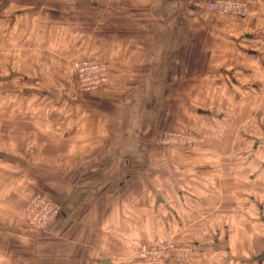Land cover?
Returning a JSON list of instances; mask_svg holds the SVG:
<instances>
[{
  "label": "crops",
  "instance_id": "obj_1",
  "mask_svg": "<svg viewBox=\"0 0 264 264\" xmlns=\"http://www.w3.org/2000/svg\"><path fill=\"white\" fill-rule=\"evenodd\" d=\"M208 1L168 0L170 4L166 7L152 8L149 27L153 36H142L140 47L131 54L127 67L122 68L124 74L112 76V83L101 93L87 96L76 94L74 89L70 92V99L66 101V120L62 125L65 132L58 130L59 124L54 118L34 120L33 129L36 133L41 131L37 141L63 142L61 149L51 148L49 155L59 156L66 151L62 154L68 157L67 176L66 181L54 182L58 176L53 178L55 175H52L51 187H48L55 195L63 197L58 203L59 215L52 232L49 235L35 233L29 251L21 258L30 264H132L141 243L176 233L171 219L180 222L177 226L183 237L181 244L189 246L193 236L203 237L201 230L206 226L197 228L196 223L202 221L209 210L215 211L221 204V212L216 217L217 213H214L212 221L234 216L235 208L230 206L235 203L232 196L223 203L212 189V183L204 185L208 174H212L214 184L218 182L216 174L219 171L227 174L225 182H233V178L227 180L235 172L230 161L220 165L179 166L178 181L174 178L168 188L160 191L150 179L154 178V160L147 163L149 152L136 144L144 141L154 126L155 101L163 109L164 104L173 99L183 109L184 93L202 91L201 80L190 82L177 78L178 81H173V76L202 78L209 74L216 77V85L210 87L213 103L219 97L215 92L218 95L228 93L230 98L227 100L239 110V116L240 108L242 110L241 123L245 120V111L246 116H250V102H245L247 95L264 91V0H242L250 6V13L228 28L241 29L239 38L245 44L229 43L226 38L228 46L219 42L217 31L212 32L217 35L216 40H204L200 31L204 24L188 20V17H211L205 7ZM173 13L180 20H171ZM211 26L215 25L207 27ZM227 37H231L230 34ZM28 83L36 85L37 81L30 78ZM55 89L57 98L65 92L59 87ZM39 91L44 94L43 90L23 86L12 89L9 94L19 99ZM50 93L53 92L46 91L44 95ZM3 103L5 109L14 107L13 104L7 107L6 101ZM260 108L264 106L260 105ZM196 112L205 113L201 109ZM43 120L49 124L40 129ZM0 125L9 127L0 140L16 142V152L9 155H27L22 152L25 148L21 141L29 140V137L25 138L17 128L21 123L5 119ZM151 136L147 135L148 138ZM7 155L8 152L0 150V160ZM139 157L144 160L140 162ZM52 170L55 171L53 166ZM139 173L147 175L140 177ZM168 178L171 180V175ZM157 196L161 201L156 203ZM247 198L250 202L251 197ZM257 206L263 213L264 206ZM261 216L264 224V214ZM194 229L196 233H193ZM213 237L211 234L209 239L195 240L197 245L191 261L186 264H220V254L223 261L233 259L236 264H264V260L252 262L253 259L243 251L235 255L236 251L230 246L213 245L210 240ZM253 244V254L260 255L264 243L254 241ZM246 250L251 253V246Z\"/></svg>",
  "mask_w": 264,
  "mask_h": 264
},
{
  "label": "rangeland",
  "instance_id": "obj_2",
  "mask_svg": "<svg viewBox=\"0 0 264 264\" xmlns=\"http://www.w3.org/2000/svg\"><path fill=\"white\" fill-rule=\"evenodd\" d=\"M166 4H170L168 0H0V124L5 119H14L21 123L17 127L20 133L25 138L29 137V140L21 141L25 148L22 152L27 154L25 156L9 155L16 152V142L0 140V150L8 152L7 157L0 160V264H30L21 257L29 251L35 233L49 235L52 232L41 233L21 219L20 213L30 197L41 194L56 204L63 198L48 188L51 187L52 175H55L53 178L58 176V179H53L54 182L66 181L68 157L62 154L66 151L59 156L49 155L51 148L61 149L63 142L37 141L41 131L36 133L33 129L34 120L54 118L59 124L58 130L65 132L62 125L66 120V101L70 99V92L74 89L78 95L98 94L112 83V76L124 74L122 68L127 67L126 63L129 59L131 61L133 52L140 47L139 40L144 38L142 36H153L149 27L152 8L166 7ZM249 13L244 17L209 14L212 18L196 16L188 17V20L204 24L200 30L204 40H216L217 35L212 32L217 31L220 43L228 46L227 38L229 43L243 45L245 42L239 38L241 29L234 30L228 26L240 23ZM165 14L169 16L166 11ZM170 19L180 20L174 13ZM181 20L184 22L183 17ZM210 25L215 26L207 27ZM227 34L231 37H227ZM84 60L99 61L106 66L108 82L100 91L83 94L77 90L75 68ZM30 78L37 81L36 85L28 83ZM177 78L190 82L193 79L201 80L202 91L184 93L183 109L173 99L165 103L163 109L155 101L154 126L145 135L144 141L136 142L140 149L149 152L147 163L154 160V178L150 179L162 191L172 184L174 178L178 181L179 166L220 165L230 161L235 172L227 180L233 178V182H225L227 174L219 171L216 174L218 182L214 184L212 174H208V181L204 185L212 183V189L223 203L232 196L235 203L230 206L235 208L232 213L234 216L212 221V215L217 213L214 215L216 217L221 212V204H218L215 211L209 210L203 215L204 219L196 223L197 228L205 224L206 228L201 230L203 237L193 236L194 240L188 245L196 247L195 240L207 239L213 234L214 237L210 239L213 245L230 246L236 251L235 255L243 251L254 260L252 262H256L258 260L255 258L259 254H253L252 242L264 243V224L261 219L264 212L257 206H264V108H260V105L264 106V91L247 95L245 102H250V116H246L245 111V120L241 123L242 110L240 108L239 116V110L227 100L230 98L228 93L218 95L215 92L219 97L213 103L210 87L216 85V77L209 74L202 78L173 76L172 80L178 81ZM23 86L43 90L41 92L44 94L46 91L53 93L46 96L39 91L37 94H25L19 99L9 94L12 89ZM57 87L61 91L65 90L59 98L55 89ZM5 101L7 107L13 104L17 109L3 108ZM198 109L205 113H197ZM48 124L49 121L43 120L40 129H45ZM8 128L0 125V137L4 131L8 132ZM166 132L171 137L177 134L184 135V138L192 136L193 141L168 139L164 135ZM148 134L153 136L148 138ZM217 150L224 153H218ZM142 160L139 157V161ZM139 175L144 177L147 173ZM170 175L171 180L168 178ZM248 196L251 197L250 202ZM170 223L177 228L176 233L154 237L152 241L141 243L139 248L158 242L182 246L183 237L178 233L177 226L180 222L171 219ZM196 232L194 229L193 233ZM250 246L251 253L246 250ZM221 256L220 264H236L233 259L223 261ZM190 261L191 256L186 263Z\"/></svg>",
  "mask_w": 264,
  "mask_h": 264
},
{
  "label": "built area",
  "instance_id": "obj_3",
  "mask_svg": "<svg viewBox=\"0 0 264 264\" xmlns=\"http://www.w3.org/2000/svg\"><path fill=\"white\" fill-rule=\"evenodd\" d=\"M208 13L223 15H236L244 17L249 13V6L241 0H209L205 3ZM76 88L80 93L88 94L100 91L108 82L106 66L94 60H84L79 62L75 68ZM168 139H183L185 136L177 134L171 137L166 132ZM185 141L192 142L193 137L184 138ZM59 215V205L43 196L35 194L30 197L26 206L20 213V217L31 228L41 232L50 233L54 222ZM195 247L190 245L176 246L169 242H158L154 245L142 246L139 248L137 257L132 264H184Z\"/></svg>",
  "mask_w": 264,
  "mask_h": 264
},
{
  "label": "water",
  "instance_id": "obj_4",
  "mask_svg": "<svg viewBox=\"0 0 264 264\" xmlns=\"http://www.w3.org/2000/svg\"><path fill=\"white\" fill-rule=\"evenodd\" d=\"M161 201V197L160 196H157L156 197V203L157 202H160ZM264 221V220H263ZM255 259H257L259 262L260 261H262V260H264V251H262L261 253H260V255L257 257V258H255Z\"/></svg>",
  "mask_w": 264,
  "mask_h": 264
}]
</instances>
